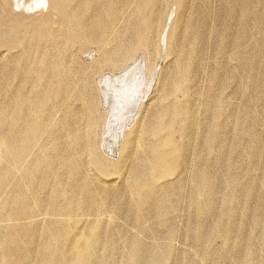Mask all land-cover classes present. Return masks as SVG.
Returning <instances> with one entry per match:
<instances>
[{
  "label": "rangeland",
  "instance_id": "1",
  "mask_svg": "<svg viewBox=\"0 0 264 264\" xmlns=\"http://www.w3.org/2000/svg\"><path fill=\"white\" fill-rule=\"evenodd\" d=\"M54 1L0 0V264H264V0H69V22ZM167 104L185 125L148 130Z\"/></svg>",
  "mask_w": 264,
  "mask_h": 264
},
{
  "label": "bare ground",
  "instance_id": "2",
  "mask_svg": "<svg viewBox=\"0 0 264 264\" xmlns=\"http://www.w3.org/2000/svg\"><path fill=\"white\" fill-rule=\"evenodd\" d=\"M103 3H104L103 6H105L107 4L106 8L108 10H114L115 12L119 13V12H122V10H123L122 7L124 6V4L127 3V0H105ZM92 4H93V0H78L76 2V4H75V8L88 9L89 7H91ZM54 6L60 12V16H62L63 19H66L69 22V0H55L54 1ZM3 20H4V22L6 21L3 18V16L0 15V25L2 24ZM194 21H193V23L191 22L189 24V28L187 30V33H189L190 36L194 35V37L197 38V40H200L201 37H202V34L200 35V34H198L197 30L196 31L194 30L195 27H197V25L195 24L197 22L195 21V23H194ZM21 25H22L21 22L18 21V20L12 21V23L9 22L8 26H10V27H8L9 28L8 32H11L13 34H15L16 32H19L20 28H22ZM138 28H139L138 22L137 21L133 22L132 25L130 26V28H128L129 32L123 38L119 39L118 41H116V43L111 45V48L109 50L108 49H104V51L102 53L103 62L106 63L108 66H113V68H114L115 66L123 65L125 62L129 61V59L132 57V55H134L137 52L139 46L143 45L145 43L144 39H142L143 37L138 36V35L135 34V32H136V30ZM87 34H89V32H87V31L84 32L83 31L81 34H77V36L78 37H84ZM121 35H122V33H120V34L116 33L115 37L119 38V37H121ZM102 37L103 36H101L98 33V34L95 35L94 38H95L96 41H98V40H101ZM147 45L149 46L150 49H152L154 47V41L152 39L147 40L146 46ZM197 53H198V50L193 48L190 52L187 53L188 58L186 60H183V62L182 61L180 62L179 66H178V69H179L178 73L180 75L178 78L180 80L187 81L188 79H186L185 77L187 75H189L188 74L189 71L191 72V76H192V70H191L192 68H191V66L193 64L194 57L196 56ZM182 56H183V53H181V57ZM60 74L63 75L64 72L60 71ZM216 74L213 75V79H214V77H216L218 75V74L217 75ZM59 82H60L59 84L61 86L64 85V88L67 87L66 86L67 83L65 81V78H60ZM170 82L171 83L170 84L167 83L165 85V88H164V94H165L166 97H169V98L172 97L173 89H175V91H177V89L172 84V80ZM171 106H169V104L163 105L162 113H161V116H163L162 121H161L162 123L156 124V121H154L155 122L154 123L153 122L154 119H153L152 123L150 122L151 125L149 124L150 127L148 128V130H153L154 132H158V131H160V129L163 126V124H165L167 128H168V125L173 124V120H169V119L168 120H164V115L165 116L168 115L167 117H172L173 115H177L178 117H181V118H179V122L182 120L181 125H183V126L185 125L184 122L186 121V116H185L184 108L181 109V107H179L180 108L179 109V108H175L174 107L175 108L174 109ZM181 110H183L182 111L183 114H181ZM32 113H33V111H32ZM18 116H19V114H17V113H14V114L11 115L13 123L14 122L15 123L18 122ZM1 118L2 117H0V119ZM160 120H161V118H160ZM160 120H157V121L160 122ZM17 141H16V143H14L15 146H17V145L24 146V143H20L19 141L18 142ZM19 148H21V147H19ZM159 149H160L159 153L161 154V157L163 158V160H165L166 158L169 157L168 156L169 152L167 151V149H164V148H159ZM20 150H22V149H20ZM146 153H147L146 150H144L143 151V161L139 163L138 167L134 171L133 178H135V181L137 182V184H143L142 181H145L147 179H152L153 178V173L150 170V168L152 167L151 166V162H150L151 157L150 156L146 157L145 156ZM61 160L63 161L65 159L62 158ZM1 163H2V160H0V166H2ZM196 174H197V178L198 179H202V178L204 179V176L201 173V170H199V168H197ZM0 187H2V184H0ZM23 210H25V209H23ZM131 257L132 258L136 257V251H133L131 253Z\"/></svg>",
  "mask_w": 264,
  "mask_h": 264
}]
</instances>
